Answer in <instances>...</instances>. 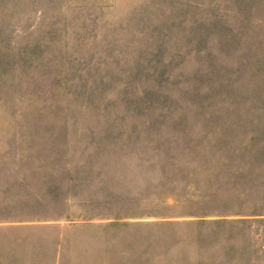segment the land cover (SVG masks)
<instances>
[{"label": "rangeland", "instance_id": "1", "mask_svg": "<svg viewBox=\"0 0 264 264\" xmlns=\"http://www.w3.org/2000/svg\"><path fill=\"white\" fill-rule=\"evenodd\" d=\"M0 264H264V0H0Z\"/></svg>", "mask_w": 264, "mask_h": 264}]
</instances>
